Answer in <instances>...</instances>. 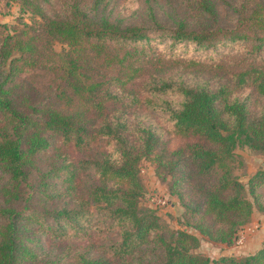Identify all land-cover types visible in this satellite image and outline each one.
I'll return each mask as SVG.
<instances>
[{"label": "trees", "instance_id": "obj_1", "mask_svg": "<svg viewBox=\"0 0 264 264\" xmlns=\"http://www.w3.org/2000/svg\"><path fill=\"white\" fill-rule=\"evenodd\" d=\"M119 1L5 0L31 18L0 24V264H264V245L197 253V235L140 206L138 174L141 157L170 173L185 226L215 242L236 241L252 209L264 212V167L246 187L230 164L238 144L264 151V104H250L264 97V0H138L129 16L114 13ZM155 40L242 50L236 68L193 78L163 73ZM142 105L184 145L169 149L138 118Z\"/></svg>", "mask_w": 264, "mask_h": 264}, {"label": "rangeland", "instance_id": "obj_2", "mask_svg": "<svg viewBox=\"0 0 264 264\" xmlns=\"http://www.w3.org/2000/svg\"><path fill=\"white\" fill-rule=\"evenodd\" d=\"M59 4H54L50 10L58 9ZM138 8V0H121L119 1L114 13L119 12L122 16H129ZM31 13L21 8L19 2H9L6 4L5 0H0V24L6 25L5 30H10L13 27H20L22 22H30ZM167 41H151V54L158 58L157 65L163 67V73L175 75L183 72L185 76L196 78L194 74H203L219 69L217 64L223 65L225 68H236V61L240 56L236 52L242 50L241 44L233 43L231 46H218L215 49L208 51H198L192 49L191 46L179 45L173 49L166 47ZM66 46L58 41L53 42V48L56 51L62 50ZM212 64L215 67H212ZM241 64V63H240ZM34 82L36 86L44 91L46 84V76H35ZM215 80L212 78V82ZM238 94L246 95L251 91L248 87L238 89ZM254 98H252L253 100ZM264 104V97H258L256 101H251V108L257 104ZM138 118L152 119L153 125L161 130V139L166 142L169 149H175L184 145L188 138L174 133V131L165 124L161 117L149 112L143 105L137 109ZM135 137V134H131ZM65 146L70 151V146L67 144H59ZM96 148L108 147L103 143L96 142L93 145ZM52 150L48 151L50 154ZM232 174L239 181L245 184L248 179L257 171V169L264 167V151L254 150L246 145L238 144L233 150V159L231 161ZM139 178L142 184V194L139 197V204L141 207L152 209L170 229L186 228L193 232L199 238V245L195 251L199 254L208 257H219L221 255H233L236 257L247 255L255 251L261 245H264V212L252 209L249 225L243 227L239 235L242 234V243L236 244L235 240L227 245L220 242H215L202 236L198 231L185 226L184 222V206L181 204L176 194L170 192L171 176L162 167H158L157 163L151 158L141 157L139 161ZM247 187V186H246ZM185 189V185L184 188ZM246 196L250 198L249 194ZM93 232V231H92ZM91 240L94 241V251H102L99 245L102 240L97 235H92ZM45 242V239H43ZM74 244L83 245L85 242L73 238L71 240ZM49 246V244H47ZM46 246V247H47Z\"/></svg>", "mask_w": 264, "mask_h": 264}, {"label": "built area", "instance_id": "obj_3", "mask_svg": "<svg viewBox=\"0 0 264 264\" xmlns=\"http://www.w3.org/2000/svg\"><path fill=\"white\" fill-rule=\"evenodd\" d=\"M241 232V231H240ZM240 232H239V234H240ZM242 234L241 235H238V237H237V239H236V244H241L242 243Z\"/></svg>", "mask_w": 264, "mask_h": 264}, {"label": "crops", "instance_id": "obj_4", "mask_svg": "<svg viewBox=\"0 0 264 264\" xmlns=\"http://www.w3.org/2000/svg\"><path fill=\"white\" fill-rule=\"evenodd\" d=\"M247 225H249V223H247ZM247 225H245V226H247ZM245 226H243V227H245ZM252 253V252H251Z\"/></svg>", "mask_w": 264, "mask_h": 264}]
</instances>
